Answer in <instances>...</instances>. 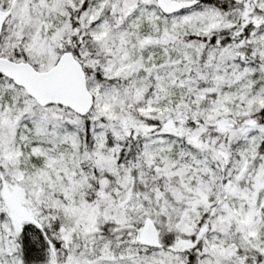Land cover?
<instances>
[{"label": "snow or ice", "instance_id": "obj_1", "mask_svg": "<svg viewBox=\"0 0 264 264\" xmlns=\"http://www.w3.org/2000/svg\"><path fill=\"white\" fill-rule=\"evenodd\" d=\"M0 264H264V0H0Z\"/></svg>", "mask_w": 264, "mask_h": 264}]
</instances>
